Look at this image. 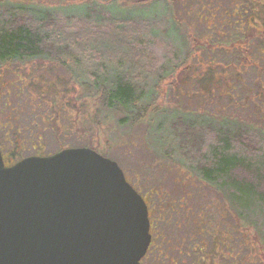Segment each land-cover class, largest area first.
I'll use <instances>...</instances> for the list:
<instances>
[{
    "label": "rangeland",
    "instance_id": "obj_1",
    "mask_svg": "<svg viewBox=\"0 0 264 264\" xmlns=\"http://www.w3.org/2000/svg\"><path fill=\"white\" fill-rule=\"evenodd\" d=\"M208 1L213 8L219 1L225 4L231 0H177L169 6L166 0H0V4L49 9L58 16L80 12L77 7L90 4L118 17L149 22L157 34L152 35L150 44L157 59L153 64L155 75L151 74L143 87L145 93L152 94L159 111L152 127L148 117L135 124L126 113L104 107L93 81L102 69L91 64L68 68L42 58L2 63L0 90L15 83L23 87L24 96L17 98V88H12L9 95L13 102L22 104L24 97H29V104L41 103V109L21 108L23 125L28 124L23 110L31 111L32 119L41 110L52 116L49 124L37 118L43 138L37 139L38 148L45 147V153L90 146L116 160L142 192L155 189L163 195L164 190L178 198L186 188L185 193L195 195L197 216L205 212L209 229L220 226L221 236L233 235L227 241L234 248L236 260L239 251L245 257L244 264H251L249 258L254 264H264V233L260 237L257 228L243 226L236 213L225 208L223 195L196 173L188 158L172 153L170 146L172 142L176 147L171 120L178 116L210 121L216 126L243 124L264 134V39L256 36L245 41L243 36H219L221 28L209 27L205 20L209 11L200 9ZM3 131L0 127V135ZM9 141L15 144L12 138ZM24 154L30 152L25 150ZM223 252L225 259L233 262L229 245Z\"/></svg>",
    "mask_w": 264,
    "mask_h": 264
},
{
    "label": "trees",
    "instance_id": "obj_2",
    "mask_svg": "<svg viewBox=\"0 0 264 264\" xmlns=\"http://www.w3.org/2000/svg\"><path fill=\"white\" fill-rule=\"evenodd\" d=\"M240 1H251L250 8L253 13L260 14L259 24H236L231 19V15L226 13L228 9L225 7L229 2L224 4L219 1L210 8L211 2L208 1L209 4H203L200 9L209 11L205 20L208 21L209 27L221 28V31L217 32L221 37L228 35L240 39L243 36L246 38L245 41L256 36L264 39V0H231L230 2L236 4ZM151 2L156 3L158 0ZM171 2L173 0H166L167 6ZM233 8L241 9L238 5ZM77 10L80 12L70 11L58 16L49 9L0 4V64L39 58L56 60L68 68L73 64L77 69L86 68L91 64L98 70L102 69V73L96 74L93 81L95 87H98L104 107L126 113L127 116L132 117V123L135 124L148 117L149 126L152 127L155 115L159 111L155 109L157 104L152 94L145 93L143 83L155 73L153 64L156 63L157 57L150 47L152 35H157L155 29L143 19L118 17L112 12L100 10L95 5H81ZM15 95L17 98L24 96L22 89L20 88ZM31 106L41 109L42 105L30 103ZM34 111L36 112L35 109ZM33 117V119L31 117L33 154H51L45 153V147L43 150L38 148L37 141L39 139L43 141V138L40 134L42 127L37 118L48 124L53 118L46 110L38 111ZM165 122L167 123V119ZM171 122L173 129L171 133L176 147H173L172 142L170 144L167 138L166 141L172 147V153L188 158L196 173L223 195L225 208L233 210L243 226L257 228L261 237L262 232L264 233V134L256 128L251 129L243 124L216 126L210 121H191L188 116L175 117ZM8 126V124L0 125L4 130L3 133L9 131L5 129ZM14 127L17 129L21 127L25 131L23 122ZM24 143L27 145V141ZM5 144L11 150L17 146V142L14 145L10 141ZM131 184L139 192L144 193L134 183ZM197 218V220L200 218L198 229H202L205 236L206 229H209L205 212L202 211ZM219 227L213 229L215 237L208 240L211 250L205 245L203 251H200L201 259L203 258L201 262L204 264H207L209 253L212 259L219 256L218 260L222 264H231L225 259L223 252L224 247L229 245L227 240H230L231 234L221 236ZM218 242H220V251H217ZM237 244L238 248H241V242L238 241ZM244 258L238 251L236 261L239 262L235 263L244 264L242 261ZM149 260L150 255L147 254L142 261L148 264ZM252 260L249 258L248 261L254 264Z\"/></svg>",
    "mask_w": 264,
    "mask_h": 264
},
{
    "label": "water",
    "instance_id": "obj_3",
    "mask_svg": "<svg viewBox=\"0 0 264 264\" xmlns=\"http://www.w3.org/2000/svg\"><path fill=\"white\" fill-rule=\"evenodd\" d=\"M150 226L124 168L94 148L11 166L0 150V264H141Z\"/></svg>",
    "mask_w": 264,
    "mask_h": 264
},
{
    "label": "flooded vegetation",
    "instance_id": "obj_4",
    "mask_svg": "<svg viewBox=\"0 0 264 264\" xmlns=\"http://www.w3.org/2000/svg\"><path fill=\"white\" fill-rule=\"evenodd\" d=\"M236 5L241 9L236 10L233 8ZM251 6V1H240L236 4L229 2L225 8L228 9L226 13L229 16L231 15V19L236 24H259L261 22L260 14L259 12L253 13ZM261 51L264 54V49ZM9 84L11 86L3 87L5 91L0 90V102L2 101L0 103V125H9V131L0 135V139L3 140H0V150L6 166H11L23 157L32 156V151H34L31 112L26 111L30 109L29 97L23 100L22 104H16L9 94L12 92V88H17V91L21 88L23 94V87L21 85L17 86L15 83ZM22 107L26 109L24 110L25 115H27L25 117H28V124H25L24 127L25 131L21 127L20 129L14 127L22 122V117H20ZM4 117L5 120L1 122ZM10 138H12L13 142H17V146L14 149L12 148L13 150L9 149L8 145L5 144V142H9ZM25 141H27V145H25ZM25 150L30 152V154L25 155ZM192 185L194 186V183H191ZM157 189L162 190L161 188ZM162 191L164 192L163 195L157 194L155 189L144 193L140 192L147 202L149 221L151 222L150 233L152 234V239L147 251V254L150 255L148 264H204V262H201L203 258L201 259L200 251H203L205 245L209 249L208 240L209 238L213 239L216 234L213 233V229H206V235L203 236L202 229H198L200 227V223H198L200 218L197 220L195 195L190 192L185 193L186 188L184 189V194L178 198H173L164 190ZM191 201L192 204L190 203ZM208 226L211 225L208 224ZM230 236L229 239H231ZM230 245L229 243L230 259L233 258V262L230 261V263L236 264V254L234 248ZM217 251H220V242L217 243ZM147 254L143 259L147 257ZM218 258L220 257L212 259L211 253H209L207 264H222ZM142 260L141 264H144Z\"/></svg>",
    "mask_w": 264,
    "mask_h": 264
}]
</instances>
